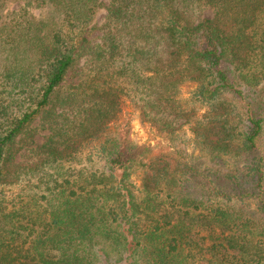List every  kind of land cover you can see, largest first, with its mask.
Segmentation results:
<instances>
[{"label":"trees","instance_id":"trees-1","mask_svg":"<svg viewBox=\"0 0 264 264\" xmlns=\"http://www.w3.org/2000/svg\"><path fill=\"white\" fill-rule=\"evenodd\" d=\"M29 8L45 15H0V264H264V0ZM126 100L166 152L117 123ZM39 114L80 140L82 165L63 168L67 139L7 182V150ZM188 143L210 166L190 164Z\"/></svg>","mask_w":264,"mask_h":264},{"label":"rangeland","instance_id":"rangeland-1","mask_svg":"<svg viewBox=\"0 0 264 264\" xmlns=\"http://www.w3.org/2000/svg\"><path fill=\"white\" fill-rule=\"evenodd\" d=\"M34 16L35 18H39L40 16L45 15V11H40L36 9L29 8V0H0V15L3 20H8L10 17L17 15ZM203 16L210 17L212 15V11L209 9L203 10ZM103 17V12L97 17L95 23H100ZM93 36L97 35V32L92 33ZM6 56L5 52L0 50V61H5L4 56ZM0 63V66H1ZM76 70L78 68H75ZM70 72L69 76L66 79V83L62 87V92L68 89L69 87H73L77 81L78 76L77 72ZM194 86L192 84L184 85L181 88V97L186 99L189 96V93L193 90ZM264 94V90H263ZM205 109H201L198 111L199 114H202ZM140 110L135 108L131 105L127 100L123 103L121 107V112L118 116V122H123L128 119L131 120V138L136 140L139 144L145 145H155L157 146L158 153L159 152H166L168 149L166 148L167 142L164 138L154 136L152 133L149 132L148 127L142 125L140 120ZM67 118V117H66ZM70 119V118H69ZM60 123L65 122V124L74 123L75 120H65V118H57ZM45 118L41 114L37 115L34 121L28 125L27 130L19 135L13 144L7 150L6 156V164L5 166H9L8 171L11 172L10 175L7 177V182L14 181V175L18 173L27 172L30 166H47L44 163L51 160L49 155V149L55 148L57 150L64 149V142L67 139H72L70 143V147L72 146L75 150L72 151L70 156L63 157V168L72 167L73 169L78 168L82 165V162L79 160V152H83L80 150L79 145L80 140L72 133L69 132L64 137H57L51 136L52 131L49 130L47 123L44 122ZM74 142V144L72 143ZM259 148L256 152L257 156L264 157V132L261 134L259 140ZM87 147V146H85ZM188 151L187 155H190V164L200 166L201 169H205L206 166H210L209 158L204 151H200L197 148H194L188 143L187 145ZM77 148V151H76ZM87 150V148H83ZM80 150V151H79ZM70 153V148L68 150V154ZM82 160V159H81ZM14 174V175H13ZM133 180L135 181V185L137 186L140 183L141 176L134 175ZM218 185L225 187L226 189L230 188L229 182L221 179L218 181ZM22 185H18L17 181L14 185H5V190H10L12 194H19L21 191ZM8 194H11L8 192Z\"/></svg>","mask_w":264,"mask_h":264}]
</instances>
